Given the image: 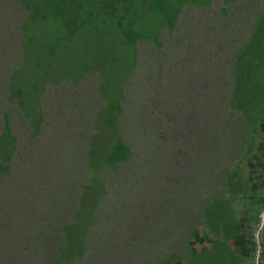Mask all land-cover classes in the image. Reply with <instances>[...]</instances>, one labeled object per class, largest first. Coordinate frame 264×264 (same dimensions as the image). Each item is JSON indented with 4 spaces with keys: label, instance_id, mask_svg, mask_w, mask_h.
<instances>
[{
    "label": "rangeland",
    "instance_id": "1",
    "mask_svg": "<svg viewBox=\"0 0 264 264\" xmlns=\"http://www.w3.org/2000/svg\"><path fill=\"white\" fill-rule=\"evenodd\" d=\"M211 2L209 8L185 7L176 29L162 32V48L137 45L140 61L121 123L136 156L117 170L102 169L107 193L96 199L98 190L86 185L87 152L92 141L102 145L95 132L98 77L78 87H48L41 99L45 123L34 135L6 87L21 63L26 11L18 0H0V132L9 117L18 139L13 171L0 178L1 238L29 248L35 264H55L61 245L72 257L77 247L67 237L74 232L84 235L85 250L69 264H160L170 253L187 256L186 236L204 222L202 207L212 195L225 194V161L227 172L238 173L226 196L240 216L253 220L263 195L251 182L257 169L249 164L258 161L245 154L257 137L254 127H244L239 117L216 121L215 113L258 1ZM218 126L222 132L216 133ZM244 133L247 147L239 144ZM65 225L77 229L66 234L59 230Z\"/></svg>",
    "mask_w": 264,
    "mask_h": 264
},
{
    "label": "trees",
    "instance_id": "2",
    "mask_svg": "<svg viewBox=\"0 0 264 264\" xmlns=\"http://www.w3.org/2000/svg\"><path fill=\"white\" fill-rule=\"evenodd\" d=\"M18 1L26 11L20 24L21 63L12 70L6 87L10 98L18 102L20 113L30 122L34 135L41 134L45 123L41 99L48 87L64 82L78 87L87 77H98L97 99L101 107L95 132L102 145L98 147L92 141L87 152L86 188L97 189L96 199H100L107 193L102 169L117 170L136 156L123 135L121 123L127 87L140 61L137 45L152 42L162 48V32L176 29L185 7L209 8L212 0ZM232 1L240 0H226V3ZM256 1L258 9L252 19L250 36L230 60L225 94L220 97L222 103L216 106L215 119L239 117L244 127L251 130L254 127L257 137L253 138L252 145H248L245 133L239 144L248 145L245 154L258 161L257 167L249 164L252 170L257 169L256 179H251L253 190L257 191L264 189V0ZM221 128L218 126L215 132H222ZM17 148L18 139L6 117L0 132V178L12 173L11 161ZM225 169L226 161L221 182L225 194L212 195L202 207L204 222L186 236L187 256L170 253L160 264L255 263L254 233L264 194L258 200L259 209L253 220L246 214L240 216L226 196L235 185L238 173ZM239 200L233 204L237 205ZM74 228L77 229L75 225H65L59 230L67 234ZM67 241L75 243L77 251L70 257L69 249L59 246L55 264H69L83 254V234L74 232L68 235ZM17 243L15 239L0 237V264H35L30 249L19 248ZM262 248L259 264H264V241Z\"/></svg>",
    "mask_w": 264,
    "mask_h": 264
},
{
    "label": "built area",
    "instance_id": "3",
    "mask_svg": "<svg viewBox=\"0 0 264 264\" xmlns=\"http://www.w3.org/2000/svg\"><path fill=\"white\" fill-rule=\"evenodd\" d=\"M263 241H264V205L259 215V222L257 224L256 231L254 233V242L256 244L254 264H259L260 262L262 251H263V248H262Z\"/></svg>",
    "mask_w": 264,
    "mask_h": 264
},
{
    "label": "crops",
    "instance_id": "4",
    "mask_svg": "<svg viewBox=\"0 0 264 264\" xmlns=\"http://www.w3.org/2000/svg\"><path fill=\"white\" fill-rule=\"evenodd\" d=\"M263 194H264V189H263Z\"/></svg>",
    "mask_w": 264,
    "mask_h": 264
}]
</instances>
